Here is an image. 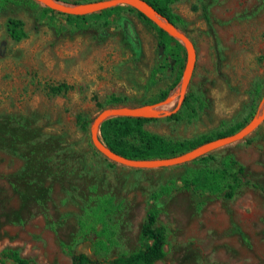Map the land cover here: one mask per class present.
Returning <instances> with one entry per match:
<instances>
[{"label":"rangeland","instance_id":"obj_1","mask_svg":"<svg viewBox=\"0 0 264 264\" xmlns=\"http://www.w3.org/2000/svg\"><path fill=\"white\" fill-rule=\"evenodd\" d=\"M45 8L0 0V251L70 264L72 250L111 264L139 247L151 193L168 185L157 201L166 256L154 264H264V120L244 139L179 165L141 169L109 160L92 144L94 118L114 106L174 108L186 47L127 3L83 18ZM171 8L194 43L195 67L177 116L150 118L144 128L194 141L244 127L264 110V0H176ZM9 18L23 22L25 37L10 36ZM227 156L245 168L233 197L198 202L184 181L205 167H226ZM102 199L111 204L98 255L95 238L80 230Z\"/></svg>","mask_w":264,"mask_h":264},{"label":"trees","instance_id":"obj_2","mask_svg":"<svg viewBox=\"0 0 264 264\" xmlns=\"http://www.w3.org/2000/svg\"><path fill=\"white\" fill-rule=\"evenodd\" d=\"M9 1V0H3ZM154 11L161 16L167 18L171 23L179 27L183 23L182 17L174 12L171 3L176 0H144ZM115 8V7H114ZM48 11L55 10L48 7ZM109 10V9H108ZM107 9L102 12L108 11ZM73 18H83L84 16H73L63 14ZM137 15L142 17L146 22L150 23L162 37H167L176 42L179 49H183L181 43L173 36L168 35L151 20L144 17L137 11ZM180 28V27H179ZM7 29L10 36L15 40L25 37L26 33L23 29V22L19 19L9 18L7 21ZM162 44V43H160ZM179 55L177 54L176 61ZM154 73V72H153ZM167 95V91H162L156 101L163 100ZM110 101L118 103L122 101L121 97L112 96ZM187 102L185 96L183 105ZM254 111L250 112L252 116ZM177 114L173 113L168 118H174ZM152 120L147 117L133 116H115L105 119L99 127V138L101 142L121 156L129 158L145 159V158H167L183 153L197 145L203 144L214 138V136L203 135L194 141L182 140L172 141L164 138L158 133L151 132L144 128L146 121ZM244 124L238 123L230 128L229 133L236 132ZM227 133H219L218 136ZM226 167L214 170L211 168H203L187 178L183 187L190 191L198 202H204L211 195L224 198H232L235 190L241 184V176L245 172V168L231 156L225 158ZM168 185L163 186L160 190L151 193V201L146 210L145 218L140 226L139 247L130 253H121L116 257L107 260L111 264H154L159 260H163L166 256L165 245L166 235L161 226L157 224L158 207L157 201L163 195L170 191ZM110 199H102L97 211L93 214L90 221L81 222V237L90 239L95 238L92 243L96 248V253L105 250L106 243L104 239L107 237V224L105 217L108 214ZM100 227V228H99ZM70 264H96L100 260H94L84 253H75L70 250ZM12 260L15 264H36L31 259L22 257L15 248H4L0 251V264H4V260Z\"/></svg>","mask_w":264,"mask_h":264},{"label":"water","instance_id":"obj_3","mask_svg":"<svg viewBox=\"0 0 264 264\" xmlns=\"http://www.w3.org/2000/svg\"><path fill=\"white\" fill-rule=\"evenodd\" d=\"M45 7L56 10L58 12L73 15L82 16L94 12H99L120 3H127L131 5L136 11L140 12L144 17L151 20L156 26L162 29L167 34L173 36L186 47L187 50V63L185 70L181 79L180 89L178 92L177 104L171 110L166 112H160L155 110L150 106H114L106 107L102 109L97 116L94 118L90 137L93 146L106 158L121 165L133 168L150 169L179 165L201 155L207 154L215 149L229 145L231 143L237 142L244 139L250 135L264 120V110L260 115L254 117L249 121L244 127L233 132L231 134L225 135L223 137L211 140L209 142L197 145L183 153L175 156H170L167 158L157 159V158H145L136 159L129 158L126 156H121L116 152L112 151L106 145H104L99 138V127L101 123L110 117L115 116H133L139 115L147 118H158L162 116H169L178 111L180 105L185 99V94L195 67L196 61V50L193 41L184 33L178 26L171 23L167 18L161 16L156 11L152 9L144 0H94L87 2L83 5H68L60 2L59 0H35ZM68 5V6H65ZM157 16L161 19H158Z\"/></svg>","mask_w":264,"mask_h":264},{"label":"bare ground","instance_id":"obj_4","mask_svg":"<svg viewBox=\"0 0 264 264\" xmlns=\"http://www.w3.org/2000/svg\"><path fill=\"white\" fill-rule=\"evenodd\" d=\"M65 6H68V5H65ZM157 18L160 19L158 16H157ZM160 20H161V19H160ZM154 109H155V110H159L160 108H159V106H157V107H155Z\"/></svg>","mask_w":264,"mask_h":264}]
</instances>
